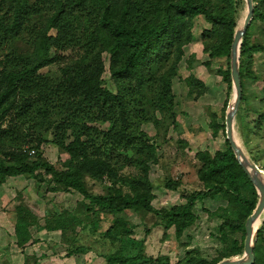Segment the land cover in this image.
<instances>
[{
  "label": "trees",
  "instance_id": "16d2710c",
  "mask_svg": "<svg viewBox=\"0 0 264 264\" xmlns=\"http://www.w3.org/2000/svg\"><path fill=\"white\" fill-rule=\"evenodd\" d=\"M252 1L253 19L239 60L242 106L247 103L244 82L258 78L251 70L253 59L264 54L263 46L250 44L251 26L264 25V0ZM236 7L235 0H0V187L23 177L33 181L37 193L81 196L73 211L43 218L24 204L16 205L14 239L19 250L35 246L40 232L58 231L67 258L93 251L81 243V235L110 245L106 253L94 251L105 264H218L243 253V242H233L210 261L196 250L185 252L176 263L167 256L153 259L143 253V242L124 214L153 213L164 231L174 229L179 240L198 220L196 202L221 196L227 206L207 211L221 220L219 239L223 244L229 234L245 239L244 224L257 195L227 140L223 151L195 155L203 190L185 196L183 204L156 211L150 174L160 158L156 138L142 130L147 124L165 132L177 128L172 85L184 48L192 42L195 19L202 17L209 26L202 32L208 57L203 66L229 60L234 31L246 13V6L240 11ZM105 58L114 91L102 82ZM194 63L192 55L187 69ZM50 66L57 68L58 76L41 73ZM217 74L230 93L229 67L219 68ZM184 83L195 100L207 92L192 74ZM241 112L249 145L253 128L245 122L246 110ZM210 126L215 137L225 132L216 119ZM44 144L68 157L66 162L58 159L60 168L44 158ZM251 159L259 164L255 155ZM125 169L135 173L125 175ZM89 182L104 185V192L94 194ZM180 185L164 178L161 187L175 191ZM263 229L253 251L254 264H264ZM69 230L78 236L68 239Z\"/></svg>",
  "mask_w": 264,
  "mask_h": 264
},
{
  "label": "rangeland",
  "instance_id": "374dc122",
  "mask_svg": "<svg viewBox=\"0 0 264 264\" xmlns=\"http://www.w3.org/2000/svg\"><path fill=\"white\" fill-rule=\"evenodd\" d=\"M235 1L236 11L245 7L244 0ZM244 19L245 17L237 29L242 28ZM208 28V24L202 17L195 19L192 42L184 48V58L180 63L178 76L173 80L172 92L175 96L174 112L177 128L170 127L165 132L164 128L159 127V131L152 124L142 126V130L148 136L156 138L160 158L159 164L151 168L150 174L153 181L160 176V179L154 181L152 205L156 211L167 210L171 206L183 204L185 196L203 190L197 179V171L201 164L195 158L196 153L207 151L213 155L215 152L225 149V132L220 131L216 137L213 136L210 124L215 119L217 123L224 124L225 115L233 101L232 89L228 93L222 78L217 74L219 68L225 70L229 67L230 60L220 58L211 61L209 68L203 66L208 61V57L203 53L201 39L202 32ZM250 44L264 47V25L261 23L257 22L251 26ZM192 55L195 56V63L190 71L187 69V63ZM107 66L108 61L105 58V72L102 82L106 88L114 91ZM251 70L258 78L255 81L244 82V94L247 103L244 104L245 106L239 105V108L242 107V110H246L245 122L253 128V136L249 141L250 146L246 144V140H250L248 130H245V135L242 133L243 124H245L242 122V110L238 112L236 118V136H234L250 159L253 155L258 157L259 164L257 166L264 173V54H257L254 57ZM41 73L58 76V70L55 66L47 67ZM190 74L201 80L207 88L206 94L197 100L188 95L184 83V79ZM213 115L215 118L212 117ZM41 149L44 158L57 165L58 168H60L58 159L66 162L68 158L65 154L59 153L52 145L44 144ZM130 155L132 154L130 153ZM133 172L135 173V170L125 169L122 173L129 175ZM164 178L180 182L181 185L175 191L166 190L161 187ZM89 186L96 195H101L104 192V185L102 184L89 182ZM34 190L36 189L33 181L22 177L9 179L8 183L0 188V264H14L15 261L9 263L7 258H15L18 255V248L14 239V208L16 205L24 204L37 216L43 218L49 215H59L63 211H73L81 200V196L77 193L43 194L42 191L35 193ZM226 206L227 202L221 196L196 202L194 213L198 220L179 240L174 236V229L164 231L160 217L153 213L143 215L141 212L131 210L124 214L129 222L135 226V237L143 242L145 256L153 259L167 256L171 263H176L185 252L196 250L204 259L210 261L216 258L220 252H223L226 247H231L233 242H243L244 244L245 239H242L241 234H229L223 244L219 239L221 220L212 218L207 214V211L214 212L218 208ZM263 221L264 212L255 227V230H258L257 239L259 231L264 226L258 229ZM105 229L106 227L103 226L102 231ZM72 234L78 236L69 230L67 238H72ZM34 238H37L38 243L34 249H27L28 260L26 264H37V258L40 259L41 255H44V260L39 264H105V260L97 256L94 251L106 253L111 248L110 245L107 243L104 245L95 236L81 235L79 237L81 243L84 242L85 246H91L93 251L69 259L63 251L65 245L60 244L61 235L58 237L57 234L38 233ZM184 245L188 247L184 248ZM241 255L229 258H237Z\"/></svg>",
  "mask_w": 264,
  "mask_h": 264
},
{
  "label": "water",
  "instance_id": "95a60500",
  "mask_svg": "<svg viewBox=\"0 0 264 264\" xmlns=\"http://www.w3.org/2000/svg\"><path fill=\"white\" fill-rule=\"evenodd\" d=\"M246 6V16L241 29H235L233 40L230 47L229 69L231 89L234 97L229 105L228 112L225 115V135L234 158L252 184L256 195L257 203L252 214L246 219L244 224L245 240L243 244V253L240 258H227L221 260L218 264H254L255 259L253 251L257 241L258 230L254 229V224L264 212V173L263 171L243 152V148L234 141V128L237 118L239 105L242 99V89L239 75L240 50L243 37L253 19L254 3L252 0H244Z\"/></svg>",
  "mask_w": 264,
  "mask_h": 264
},
{
  "label": "crops",
  "instance_id": "0c3cea01",
  "mask_svg": "<svg viewBox=\"0 0 264 264\" xmlns=\"http://www.w3.org/2000/svg\"><path fill=\"white\" fill-rule=\"evenodd\" d=\"M234 135H236L235 134V129H234ZM16 178H18V177H16ZM23 178V177H22ZM11 179H15V178H11ZM158 179H160V176L158 177V178H156L154 181H156V180H158ZM9 181V180H8ZM8 181L4 184V185H6L7 183H8ZM30 181H32V180H30ZM153 181V182H154ZM34 184V183H33ZM4 185H2V186H4ZM154 186H155V182H154ZM1 188V187H0ZM153 190H154V187H153ZM35 191V193H37V191L36 190H34ZM153 192V195H154V191H152ZM153 206V205H152ZM14 225H15V223H14ZM43 234V233H46V234H51V235H54V234H57L58 235V237H60V232H50V233H47V232H45V231H43V232H40L39 234ZM35 239H37V238H35ZM34 247L35 246H33V247H27L24 251H21V250H17L18 251V255H16V257L13 259V258H10V257H8L7 258V260L9 261V263H10V261H15L14 262V264H26V261L28 260L27 258H28V253L26 252L27 251V249H30V250H32V249H34ZM64 251V250H63ZM65 254H66V252H65ZM19 258H18V257ZM44 255H41L40 256V259H38L37 258V264H39V263H41L42 262V260H44L43 257ZM70 258H73V257H70ZM69 258V259H70ZM16 259H17V261H16Z\"/></svg>",
  "mask_w": 264,
  "mask_h": 264
},
{
  "label": "bare ground",
  "instance_id": "6f19581e",
  "mask_svg": "<svg viewBox=\"0 0 264 264\" xmlns=\"http://www.w3.org/2000/svg\"><path fill=\"white\" fill-rule=\"evenodd\" d=\"M244 23V22H243ZM234 141L237 143V141H236V139H235V136H234ZM237 145H239L238 143H237ZM263 214V213H262ZM262 216V215H261ZM260 216V217H261ZM260 217L257 219V221L255 222V224H254V229H255V227H256V225H257V223H258V221H259V219H260Z\"/></svg>",
  "mask_w": 264,
  "mask_h": 264
}]
</instances>
